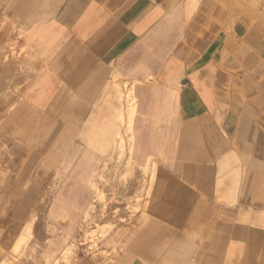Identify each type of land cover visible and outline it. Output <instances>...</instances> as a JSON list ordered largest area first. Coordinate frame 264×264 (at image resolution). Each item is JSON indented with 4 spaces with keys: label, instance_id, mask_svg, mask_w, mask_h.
Instances as JSON below:
<instances>
[{
    "label": "crops",
    "instance_id": "1",
    "mask_svg": "<svg viewBox=\"0 0 264 264\" xmlns=\"http://www.w3.org/2000/svg\"><path fill=\"white\" fill-rule=\"evenodd\" d=\"M115 74L173 137L113 264H264V0H0V190L46 188Z\"/></svg>",
    "mask_w": 264,
    "mask_h": 264
},
{
    "label": "rangeland",
    "instance_id": "2",
    "mask_svg": "<svg viewBox=\"0 0 264 264\" xmlns=\"http://www.w3.org/2000/svg\"><path fill=\"white\" fill-rule=\"evenodd\" d=\"M144 85L156 83L115 74L99 116L45 179L46 188L0 190V264H113V237L139 226L149 185L173 137L170 126L137 127L138 110L132 127L127 125L130 99L138 105L137 87ZM2 139L0 186L12 162L20 160L18 150Z\"/></svg>",
    "mask_w": 264,
    "mask_h": 264
},
{
    "label": "bare ground",
    "instance_id": "3",
    "mask_svg": "<svg viewBox=\"0 0 264 264\" xmlns=\"http://www.w3.org/2000/svg\"><path fill=\"white\" fill-rule=\"evenodd\" d=\"M131 115H132V111H131ZM131 115H130V117H131Z\"/></svg>",
    "mask_w": 264,
    "mask_h": 264
}]
</instances>
